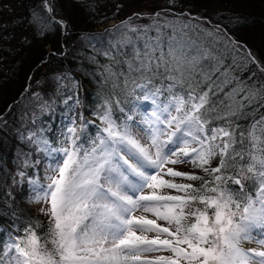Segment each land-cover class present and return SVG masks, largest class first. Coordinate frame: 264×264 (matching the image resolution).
Segmentation results:
<instances>
[{"label":"snow or ice","instance_id":"6c2138e0","mask_svg":"<svg viewBox=\"0 0 264 264\" xmlns=\"http://www.w3.org/2000/svg\"><path fill=\"white\" fill-rule=\"evenodd\" d=\"M44 8L47 21L33 13L37 23L67 29L48 0ZM125 27L135 35L124 33L116 45L118 53L127 49L121 75L131 77L135 100L155 105L151 117L134 120L133 103L117 123L107 105L88 147L89 138L69 128L49 182L32 189L33 200L48 205L40 209L46 229L29 220L19 234L0 238V264H264V113L237 131L245 109L264 108V83L237 81L213 99L214 88L223 89L201 63L207 52L171 36L165 52L159 36L139 43L147 27ZM202 31L218 39L223 30ZM247 59L264 73L250 49Z\"/></svg>","mask_w":264,"mask_h":264},{"label":"trees","instance_id":"16d2710c","mask_svg":"<svg viewBox=\"0 0 264 264\" xmlns=\"http://www.w3.org/2000/svg\"><path fill=\"white\" fill-rule=\"evenodd\" d=\"M161 1L160 10L155 12L160 15L156 16L151 12L123 10L118 0H48L54 9L52 15L66 21L68 27L63 29L54 23L45 27L36 22V17L47 21L44 0H0V238L7 240L9 233L19 234L17 229L29 220L42 222L40 232L47 227L48 219L42 214L26 211L31 191L19 176H35L34 170L39 166L34 165V142L45 134L46 121L58 122L64 117L58 98L64 96L67 88L71 89V97L77 98L72 104L96 126L100 125L99 116L107 105H111L117 123L128 113L135 98L131 94V77L121 75L127 73V65L122 63L127 59L123 55L127 49L119 53L116 50V45L125 39L124 33L135 35L128 32L125 24L149 29L146 35L141 34L140 44L145 39L155 42L159 36L167 52L166 43L171 36L180 44H191L193 50L207 52L208 58L201 63L210 66L212 79L223 89L214 88L213 99L224 98L237 81L255 82L257 86L264 83V73L249 62L247 49L235 44L244 43L242 34L246 30L259 27L264 31V11L244 12L226 3L228 11L217 13L211 23L204 24L190 16L194 14L195 0ZM112 21L118 24L107 28ZM156 22L174 27L158 32ZM216 25L223 30L217 33L218 39L202 31L214 30ZM155 83L170 81L157 78ZM245 111L248 116L237 121L242 126L238 132L246 130L244 126L264 113V108ZM25 128H32L35 137L27 139ZM90 134H83L89 138L88 145L94 139ZM49 137L55 139L52 134Z\"/></svg>","mask_w":264,"mask_h":264},{"label":"rangeland","instance_id":"374dc122","mask_svg":"<svg viewBox=\"0 0 264 264\" xmlns=\"http://www.w3.org/2000/svg\"><path fill=\"white\" fill-rule=\"evenodd\" d=\"M119 6L124 8L123 10H135L139 13L142 11L153 13L158 12L161 8L162 1L161 0H118ZM229 3L234 5L235 8L241 11L246 10L244 12H261L264 11V0H195V6L193 7V13H190L191 15H194L196 19H198L201 23L207 24L208 22L211 23L213 21L214 16L217 15V13L221 11H226L225 4ZM228 11V10H227ZM197 15V16H195ZM204 18V19H200ZM114 22H111L108 24V26L113 25ZM242 42L239 43V45L246 46V49H250L251 53L253 52V55H255L256 59L260 61L262 65H264V31L259 27H253L250 30H246L244 34H242ZM245 48V47H243ZM264 80V78H262ZM159 99V98H158ZM151 102V101H150ZM152 109L155 108V105L151 102ZM137 108V112L134 114V120L140 121L144 116L151 117L152 115V109L147 113L148 111H145L144 108L141 109ZM67 116H73V110L67 109ZM75 127L78 131V134L83 127V121L82 116L78 115L70 122H67V125L64 127V132L66 133V137L68 138L69 128ZM143 140V137H140ZM43 144H46L47 147L50 148V144L48 145V140H43ZM67 141L62 144L63 147L67 145ZM62 147V148H63ZM61 149V148H60ZM60 149H53V150H41L39 149L36 156V163L39 165H43V170L41 172V175H36V181L37 183L30 182V188L33 189L34 186L38 185H46L48 181V177L52 175L51 168L54 166V161L58 160L60 158L59 156V150ZM48 152V153H47ZM177 168H179L182 171H189L191 170V165H177ZM21 179L25 182L27 181L26 176L21 175ZM34 194L31 196L30 200L27 201L28 207H26L27 212L33 213V211L36 213H40L41 207L47 208L48 205L44 204L43 202L37 203L33 200ZM139 214V213H137ZM44 216V215H43ZM46 219H48L47 216H44ZM245 248L249 247H255L253 244L245 243L243 245ZM166 254V253H164ZM157 255V254H152Z\"/></svg>","mask_w":264,"mask_h":264}]
</instances>
